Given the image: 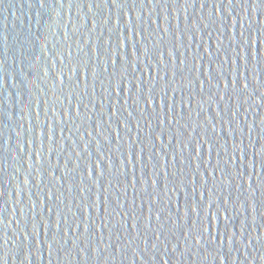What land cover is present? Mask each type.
<instances>
[{
  "label": "water",
  "instance_id": "95a60500",
  "mask_svg": "<svg viewBox=\"0 0 264 264\" xmlns=\"http://www.w3.org/2000/svg\"><path fill=\"white\" fill-rule=\"evenodd\" d=\"M262 96L264 5L0 0V261L264 264ZM189 138L202 159L181 154ZM155 171L156 207L183 218L153 248L130 224L156 223ZM117 201L135 219L110 217ZM186 201L202 205L206 236L245 238L186 249Z\"/></svg>",
  "mask_w": 264,
  "mask_h": 264
},
{
  "label": "snow or ice",
  "instance_id": "6c2138e0",
  "mask_svg": "<svg viewBox=\"0 0 264 264\" xmlns=\"http://www.w3.org/2000/svg\"><path fill=\"white\" fill-rule=\"evenodd\" d=\"M127 0H112L113 4L116 3H126ZM154 3L157 6H159L162 2L166 3V4H170L172 2H175L177 4V6H179L180 4V0H147V3ZM236 0H227V3L229 4H235ZM245 3H248L249 5L252 4H259V5H264V0H244ZM183 3L186 7L188 6H195V4L197 3V0H183ZM224 3L225 0H219V11H223L224 12ZM200 5L201 7H206L207 6V0H200ZM215 7V6H214ZM213 23L215 22L214 20L212 21ZM239 22V21H237ZM196 25H190V29H195ZM133 35H135V31L133 32ZM141 35H143V30H141ZM193 35L195 36V31H192V37ZM243 36L244 33L241 32L239 34V37L237 38V47H240L244 44V40H243ZM145 39H147V37H145ZM125 40H127V37H125ZM219 43V42H218ZM248 43H251V38H248ZM119 58V57H118ZM176 59H179L176 58ZM237 59H239V53H237ZM237 83H239V80H237ZM262 99H264V96H262ZM229 124H231V121H228ZM188 127H191V125H188ZM213 132L215 131V127L213 126ZM177 143H179L181 145L180 148V152L181 154L184 152L185 148L190 149V154L193 155L196 159H202L201 156H197L196 155V146L195 144H199L200 141L197 139L195 141V144L193 143L192 139H187V141H185L184 139H179L177 140ZM161 151H163V148H161ZM235 151H241V149L237 146V148L235 149ZM165 155H167L165 153ZM152 157L155 158V150H153L152 152ZM98 159L100 161H103V159L101 157H98ZM233 157H229V161L225 162L224 165V169L222 170V175H227V166L228 163L232 162ZM236 163L239 164V158H235ZM131 163L133 167H135L137 160H136V154L133 153L132 155V159L130 161H127V165ZM140 163H143V161H140ZM146 167V165H145ZM96 171V169H95ZM215 172V169L213 170ZM126 175V173H125ZM237 176L241 179H243V174L240 172H237ZM167 178V175L166 177ZM231 179V177H229ZM138 183V182H137ZM173 183V188H176L177 185L175 184L174 181H172ZM159 184H160V174L158 171H155L153 173V179H152V183L150 184V187L152 188L151 193H149L150 197H155V200L150 199L149 203L151 205L150 208V213L155 210L157 215H156V223L153 224L151 216L149 217V222L148 225L145 228H141L140 224L137 222L136 224H130V228H131V233L133 228L136 229L138 236L139 237L141 235V233L143 234V239L144 241L147 240V238L149 237V235H151L154 238V242L152 244V247L155 248L156 246V242L159 243H165L167 241H169V234H171V228L169 227V225H176L178 224V222L183 218L181 216L180 213H178V216L175 220L172 219L171 216H169L167 218V220L165 221L163 212L158 209L156 207V205L158 203H161V197L159 195ZM135 186V185H134ZM108 200H111V197L109 196L107 198ZM231 202V197L229 196V200L227 202H225V206L223 208V211L227 214L229 212V208L227 207V204ZM245 204L247 205V201H245V203L242 205L243 207L245 206ZM89 207H91V205H89ZM102 211H107L108 209L106 207H104V204L102 202ZM233 210H235V204H233ZM202 214V205L200 203H189L188 201L185 202V212H184V216L187 217L188 220V224H189V229L187 231L186 234H184L182 232L183 235V242H184V247L188 250H191L193 248H199L202 244L203 245H212L213 243H215V241L217 239L220 240V247L224 246V241L226 240L227 243L229 244H236L237 243V236L239 235L242 239L245 238V232L242 233H233L229 236V234L227 233V230L225 231L223 236H220L219 234H217L215 237L212 236V233L210 231V226H209V230L207 232V236L205 235V229L203 227V223L202 221L199 219L200 216ZM120 216V217H124L125 219H135V217L133 216L132 212L129 210V207L127 205V202L125 201L123 204H120L119 201L113 203L112 205V212L109 213V216L114 218V216ZM193 217H195V221L193 220ZM102 220L104 219L103 217L101 218ZM124 220V219H123ZM125 221V220H124ZM111 219H109L106 223H103L101 225L102 228H108L111 227ZM43 227V223L41 222V224L39 225H33L34 228V232H31L33 236H36L39 233L40 228ZM117 228V230H121V225L119 224V222L117 223V225L115 226ZM124 231H129V228L124 224L123 229ZM164 237V239L162 240L161 237ZM132 242L134 243L135 240H132ZM177 247V246H176ZM123 249H121L122 252ZM176 250V249H175ZM92 251V248H91ZM81 252H84V248H81ZM0 264H3L2 261H0ZM165 264H167V262H165Z\"/></svg>",
  "mask_w": 264,
  "mask_h": 264
}]
</instances>
